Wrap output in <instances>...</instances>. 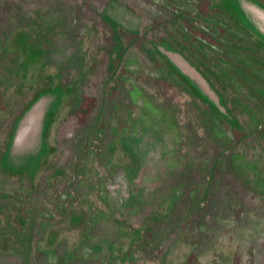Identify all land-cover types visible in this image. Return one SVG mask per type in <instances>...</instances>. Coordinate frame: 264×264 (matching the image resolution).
I'll use <instances>...</instances> for the list:
<instances>
[{
    "label": "rangeland",
    "instance_id": "1",
    "mask_svg": "<svg viewBox=\"0 0 264 264\" xmlns=\"http://www.w3.org/2000/svg\"><path fill=\"white\" fill-rule=\"evenodd\" d=\"M127 5L0 0V143L34 97L63 94L38 167L0 164V264H264V146L238 144L205 106L189 124L172 113L175 96L153 80L166 71L137 47L128 56L145 66L129 72L124 45L141 22Z\"/></svg>",
    "mask_w": 264,
    "mask_h": 264
},
{
    "label": "crops",
    "instance_id": "2",
    "mask_svg": "<svg viewBox=\"0 0 264 264\" xmlns=\"http://www.w3.org/2000/svg\"><path fill=\"white\" fill-rule=\"evenodd\" d=\"M153 1L157 2L159 0H149L150 3ZM229 1H232L231 5L233 6V9L235 11V14L231 13L234 19L237 20L239 22V25L241 24V26L244 27V29L248 30L255 37V39L264 47V41L261 40L248 26L246 27L243 24V21L240 17L239 9L236 4L237 1L236 0H229ZM253 1L257 2L256 0ZM127 2H128L127 7L135 12L136 16L140 19L139 21L141 22V25L138 27V31L136 32V35L134 33L132 34L131 32L127 33L128 35L130 34L133 36V38H131L132 40L124 45L123 60L126 61L128 69L130 68L129 66L133 64L132 60H135L136 63L140 66H145L142 57L135 58L132 57L131 55L128 56V53L132 49H135L137 47L140 53H145L147 54V56H149V58L151 59L154 65L166 71L165 74H160L159 77L157 76L155 79H153V77L150 74L148 75V72L146 71L148 69L142 67L143 69H145L146 72L141 68L139 75H137L136 77V81L138 82L139 79L141 83V85L138 86L142 89V91H145L147 93L149 92L147 83L145 82L146 86L142 85L143 78H145L146 80L153 79L154 81L158 82L160 86V91L164 96H165L164 88H166V92H168L169 95L175 96L174 99L176 100H174V102L170 104V107H168L169 105L167 104V107L173 109V111H171L172 113L175 114L177 113V115L182 114L186 122H188V124L190 123V116L186 117V115H192L193 114L192 109L196 108L197 104L198 106H200V104L197 103L196 101V96L194 94L195 90L199 91L205 99H207L213 105H215L219 109V112L221 114H224L225 109L223 108L224 106H222L223 99L221 95L219 94V92H217L216 88L214 87L210 79L207 78L204 72L198 67V65L200 64L198 62V59L201 58L200 57L201 55L199 54V52H197L195 48V40L193 39L194 37H192L188 32V34H186L187 38L185 37H183V39L178 38L177 33L180 32V27L178 26V24H176V22L172 23L175 19H172V17H170L169 14L165 13V15L160 16L159 12L150 10L149 9L150 6H148L149 4L148 1H147L148 3L147 6L145 7L147 9L145 10L144 8L141 7L142 8L140 10L141 13L140 12L138 13L137 10L134 9L133 6L135 5L132 4V2H135L134 0H127ZM215 3L217 5L219 4V1L215 0ZM234 19L232 18V20ZM163 26L169 33L168 35L166 33L161 32L160 28ZM175 41L177 43L176 47L173 44L175 43ZM240 44L242 46H245L246 48L250 47L244 41H241ZM203 59L206 60L205 57ZM128 63L130 65H128ZM200 66L204 67V65L202 64H200ZM130 71L131 73L134 72L132 69H129V72ZM131 73L127 74V76H131L134 74ZM201 73L204 76L201 75ZM237 80L238 82L236 83L240 82L242 83L243 86L246 82L247 84L249 83L247 79H237ZM231 81L235 82V79ZM250 81L252 80L250 79ZM58 87L59 86H56V88L55 87L52 88L51 90H49V92L47 91L44 94L42 93L41 95H43L42 98H44V105H45L44 109L42 111L39 110V112H35L31 110L29 113L30 118L27 121V123H24L23 125L22 124L19 125L20 127L17 133L20 135L23 129L25 139L21 143L20 142L13 143V145L11 146L8 152H7L8 150V145H7L6 150L2 154L0 160V164L2 165V167L6 166L10 170H20L23 168L25 169V167L35 169L40 164L42 158L45 155H47L46 151L48 145L45 134L47 130H49L48 128L53 112H55L54 110L56 109V107L63 98V94L61 93L60 90H59L60 94L56 93L57 89H61L60 87L59 88ZM241 89H243L241 88V86L237 89L239 93L240 104L247 107V109H250V111L253 113L250 114L252 121H254L255 123H261V124L264 123V87L263 86L261 87V85H256V84L254 88L251 87V89H249L252 90L251 97L249 96L250 93L244 92ZM253 90H256V92ZM38 96H36V98L34 97L32 101L26 107L23 108L21 114L16 118L13 128L14 131H16L15 126L17 125L18 120L30 108L32 102L35 99H37ZM165 97H162V101ZM154 101L156 103L153 102L152 106L156 107V105H161L159 101L156 100ZM214 114L216 115L217 113ZM221 118H222L221 122L223 124H227L226 125L227 128L228 122L222 116ZM37 124H39L38 125L39 132L36 134L35 130ZM14 131H12L11 137L14 134ZM160 131H161V127L160 126L156 127L155 132L160 133ZM175 131L177 132L181 131L177 122L174 128L169 127V134L164 139L172 141L175 137V133H176ZM171 144L178 145L179 142L178 144L173 142ZM163 167L166 168V165ZM234 177L236 178L237 175ZM237 182L238 181H236V183Z\"/></svg>",
    "mask_w": 264,
    "mask_h": 264
},
{
    "label": "flooded vegetation",
    "instance_id": "3",
    "mask_svg": "<svg viewBox=\"0 0 264 264\" xmlns=\"http://www.w3.org/2000/svg\"><path fill=\"white\" fill-rule=\"evenodd\" d=\"M147 1L149 2V0H144L145 6H143L145 10L147 9L145 8L148 4ZM160 1L162 3H159ZM217 1H219V4L216 5L215 0H159L157 2H149L148 6H150V10L159 12L160 16L165 15V13L169 14L172 19H175L172 23L176 22L179 27H183L180 26L182 21L185 22L186 30L180 28V32L177 33L178 38H187L185 32L187 34L189 32L194 37L195 48L201 55L198 62L204 65L203 67L199 64L198 67L210 79L217 92L221 95L225 111L224 114H221L215 105L205 99L199 91L195 90L196 101L200 106H205V110L208 113H220L228 122L229 128L236 131L238 144L252 140L253 144L264 146V128H262L264 123L260 124L252 121L247 107L240 104L237 90L241 86L243 88L241 90L250 93L249 96L251 97L252 90H249L251 87L254 88L255 84L264 87V47L248 30L244 29L241 24L239 25V22L234 19L231 12L222 5V0ZM256 1L264 6V0ZM200 5L204 7L203 10L199 9V11L200 16L205 18V31L202 32L203 36L198 35L197 37L196 8H199ZM210 23L216 26L217 29H212ZM218 28L220 29L218 30ZM160 30L162 33L169 34L164 26ZM206 30L211 33L209 32L208 34ZM213 32H215L216 38L213 37ZM176 41L173 43L175 47L177 46ZM241 41H244L250 47L242 46L240 44ZM221 56H224L226 60L224 69L212 67L217 57L222 58ZM204 57L206 60L203 59ZM205 65H210V67L206 69ZM234 79L235 82H232L231 80ZM237 79H247L249 83L247 84L246 82L243 86L240 82L236 83L238 82ZM253 91L256 92V90ZM256 130H258V133L250 137Z\"/></svg>",
    "mask_w": 264,
    "mask_h": 264
},
{
    "label": "water",
    "instance_id": "4",
    "mask_svg": "<svg viewBox=\"0 0 264 264\" xmlns=\"http://www.w3.org/2000/svg\"><path fill=\"white\" fill-rule=\"evenodd\" d=\"M236 1H237L236 4L239 9L241 19L261 40L264 41V7L253 0H236ZM201 75L203 74L201 73ZM42 97L43 95L38 96V98L32 102L30 108L18 120L17 125L15 126L16 131H14V134L12 135L8 143L7 152L9 151L13 143L19 142L20 135L23 132V129H22L20 135L17 133L20 127L19 125L20 124L23 125L24 123H27V121L30 118V114H29L30 111L33 110L35 112H39V110L42 111L44 109L45 107L44 98ZM38 125L39 124H37L36 130H35L36 134L39 132Z\"/></svg>",
    "mask_w": 264,
    "mask_h": 264
},
{
    "label": "trees",
    "instance_id": "5",
    "mask_svg": "<svg viewBox=\"0 0 264 264\" xmlns=\"http://www.w3.org/2000/svg\"><path fill=\"white\" fill-rule=\"evenodd\" d=\"M20 114H21V113H20ZM14 123H15V122H14ZM13 125H14V124H13ZM12 131H14V130H13V126H12V129H10L8 136L5 135V136L2 138V140H1L2 143H0V154H3V153L5 152L6 147H7L8 143H9V141H10V137H11ZM0 138H1V137H0Z\"/></svg>",
    "mask_w": 264,
    "mask_h": 264
}]
</instances>
